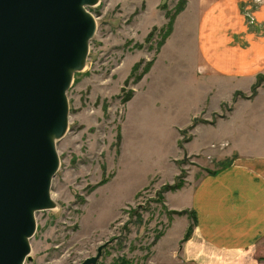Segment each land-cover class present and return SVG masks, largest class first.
<instances>
[{"label": "rangeland", "instance_id": "1", "mask_svg": "<svg viewBox=\"0 0 264 264\" xmlns=\"http://www.w3.org/2000/svg\"><path fill=\"white\" fill-rule=\"evenodd\" d=\"M185 6L182 0H95L83 8L93 34L82 68L69 77L67 127L53 142L52 207L34 213L24 264H82L99 249L95 264H153V249L173 216L187 215L192 227L186 211H167L162 186L172 185L180 170L182 187L187 179L193 185L203 171L194 168L202 156L184 150L190 125L203 124L204 116L213 124L230 108L218 113L225 93L204 103L212 89L194 76L184 19L164 48L169 17ZM224 127L199 128L189 149L218 155ZM184 228L181 221L173 225L162 246L176 245Z\"/></svg>", "mask_w": 264, "mask_h": 264}, {"label": "crops", "instance_id": "2", "mask_svg": "<svg viewBox=\"0 0 264 264\" xmlns=\"http://www.w3.org/2000/svg\"><path fill=\"white\" fill-rule=\"evenodd\" d=\"M182 19L194 76L212 89L204 103L225 93L218 113L225 106L230 111L213 124L204 116L203 124L190 125L184 150L202 156L193 167L203 172L193 185L187 179L181 189L164 192L163 205L190 214L191 235L183 240L188 216H173L153 249V264H264V82L249 97L257 77H264V0H187L167 41ZM217 125L228 131L218 155L189 149L199 128ZM214 162L220 166L212 168ZM178 221L185 228L167 249L162 242Z\"/></svg>", "mask_w": 264, "mask_h": 264}, {"label": "water", "instance_id": "3", "mask_svg": "<svg viewBox=\"0 0 264 264\" xmlns=\"http://www.w3.org/2000/svg\"><path fill=\"white\" fill-rule=\"evenodd\" d=\"M94 2L0 0V264H24L34 213L52 207L53 142L67 127L74 73L65 72L82 68L94 28L83 8Z\"/></svg>", "mask_w": 264, "mask_h": 264}, {"label": "trees", "instance_id": "4", "mask_svg": "<svg viewBox=\"0 0 264 264\" xmlns=\"http://www.w3.org/2000/svg\"><path fill=\"white\" fill-rule=\"evenodd\" d=\"M185 3H186V0H182V4H183V6L185 5ZM183 10V7L182 8H180L179 10H177L176 11V13L174 14H172V16L171 17H169L167 14V17H169V23H168V26H167V29H166V32L164 33V40L163 41H165V39L170 35V33L172 32V26H173V23H174V18H175V16L179 13V12H181ZM164 43V42H163ZM139 63H137V64H135L134 66H133V72H135L136 71V69L139 67ZM151 63H148L147 64V67H146V69L148 70V69H150L151 68ZM144 70V72H146L147 70ZM140 78V77H139ZM138 78V79H139ZM264 82V77H257V80H256V82L252 85V87H251V92H250V98H252V97H254L255 95H256V93H257V88L262 84ZM128 100V98L126 99V101ZM193 126H194V124H193ZM190 128H192V127H190ZM189 128V129H190ZM187 141H189V139H186L185 140V142H187ZM181 176V177H180ZM184 176V172H183V170H180V175L178 176V178H176L177 180L172 184V185H164V186H162V194L164 193V192H168V191H175L176 189H180L181 187H182V177ZM161 201H163V198L161 197ZM171 213H176V214H178V215H180L181 213H179V212H175V211H173V212H171ZM191 231H192V227H190L188 230H187V232H186V234H185V236H184V239L183 240H187L189 237H190V235H191ZM124 263H126V262H124ZM126 264H128V263H126Z\"/></svg>", "mask_w": 264, "mask_h": 264}, {"label": "bare ground", "instance_id": "5", "mask_svg": "<svg viewBox=\"0 0 264 264\" xmlns=\"http://www.w3.org/2000/svg\"><path fill=\"white\" fill-rule=\"evenodd\" d=\"M82 48H83V44L81 45V47H79L80 51H78V54H77L76 59H75V61H74V62H76V63H74V65H76L77 62H79V61L81 60L82 52H83V51L81 50ZM84 62H85V60H84ZM83 64H84V63H83ZM72 66H73V65H68V67L66 68V72H65V76H66V77H68V75H70V72L74 70ZM29 244H30V243H29Z\"/></svg>", "mask_w": 264, "mask_h": 264}]
</instances>
